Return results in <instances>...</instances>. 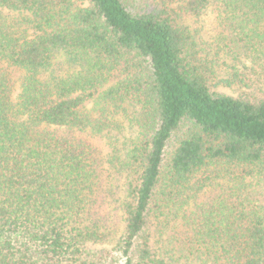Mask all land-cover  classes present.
Segmentation results:
<instances>
[{
	"label": "trees",
	"instance_id": "1",
	"mask_svg": "<svg viewBox=\"0 0 264 264\" xmlns=\"http://www.w3.org/2000/svg\"><path fill=\"white\" fill-rule=\"evenodd\" d=\"M0 264H264V0H0Z\"/></svg>",
	"mask_w": 264,
	"mask_h": 264
},
{
	"label": "rangeland",
	"instance_id": "2",
	"mask_svg": "<svg viewBox=\"0 0 264 264\" xmlns=\"http://www.w3.org/2000/svg\"><path fill=\"white\" fill-rule=\"evenodd\" d=\"M199 29H200V38L203 41L209 42L213 35V29H214V16L211 9L207 10L206 13L202 15L199 21ZM10 72L13 79L16 82L15 92H14V95H16L18 93V86H19L18 79L22 74L20 71L10 70ZM223 91L228 93L231 92L230 90H223ZM78 136H81L83 139L91 143L98 150L99 154L106 155L109 152V148L105 145L104 140L101 137H92L87 133L78 134Z\"/></svg>",
	"mask_w": 264,
	"mask_h": 264
}]
</instances>
